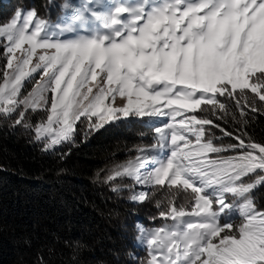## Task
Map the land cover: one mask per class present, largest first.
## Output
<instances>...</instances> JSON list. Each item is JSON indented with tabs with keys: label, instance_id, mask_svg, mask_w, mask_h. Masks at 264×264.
<instances>
[{
	"label": "snow or ice",
	"instance_id": "snow-or-ice-1",
	"mask_svg": "<svg viewBox=\"0 0 264 264\" xmlns=\"http://www.w3.org/2000/svg\"><path fill=\"white\" fill-rule=\"evenodd\" d=\"M111 2L114 10L108 12L66 3L69 21L55 24L35 9H18L0 26L7 41L0 115L18 112L15 124L32 128L27 111L42 109L46 119L34 133L45 150L74 144L78 123L85 125L86 141L108 124L168 117L169 123L154 128L156 144L139 149L135 160L106 180L133 178L154 190L160 186L169 198L167 211L159 214L171 225L150 231L137 225L136 239L148 249L144 264H264V209L251 196L264 185V144L215 122L229 112L219 97L235 101L242 116L245 106L258 110L257 97L264 102V0ZM89 11L98 27L85 30ZM38 71L40 79L25 93ZM212 129L236 143L215 144L221 137ZM156 147L170 155L157 159ZM250 176L255 179L246 182ZM181 194L191 201L190 211L172 206ZM227 194L235 198L232 204ZM148 195L134 192L129 199L142 203ZM234 209L239 223L221 222Z\"/></svg>",
	"mask_w": 264,
	"mask_h": 264
},
{
	"label": "trees",
	"instance_id": "trees-1",
	"mask_svg": "<svg viewBox=\"0 0 264 264\" xmlns=\"http://www.w3.org/2000/svg\"><path fill=\"white\" fill-rule=\"evenodd\" d=\"M64 1L0 0V26L18 9H35L42 16L59 13ZM4 44L0 40V68L6 64ZM253 95L248 92L249 99ZM219 99L229 112L226 119L215 122L230 132L243 130L264 144V102L257 97L258 110L245 106L242 116L235 101ZM18 117V112L7 118L0 115V264H142L144 247L133 244L137 224L155 218L158 207L131 201L138 184H129L126 177L106 182L132 157L143 138L142 126L134 119L125 121L128 124H108L84 141L85 125L78 123L74 144L45 150L44 142L35 138L34 127L46 119V113L27 111L25 121L32 128L16 125ZM212 131L221 137L215 144L236 143L219 129ZM253 179L245 178L246 182ZM114 186L118 187L115 192ZM251 196L264 209V185ZM162 200L169 205V198ZM173 204L178 209L191 207L183 194Z\"/></svg>",
	"mask_w": 264,
	"mask_h": 264
},
{
	"label": "rangeland",
	"instance_id": "rangeland-1",
	"mask_svg": "<svg viewBox=\"0 0 264 264\" xmlns=\"http://www.w3.org/2000/svg\"><path fill=\"white\" fill-rule=\"evenodd\" d=\"M86 1L88 0H79L76 2H72L69 0L64 1V4H69L75 7H83L85 4H88L89 8H95L96 11L98 12H108L110 10H114L113 9V3L111 2V0H91L90 2L86 3ZM25 10H31V9H25ZM39 18L44 19L45 21H48L49 23L55 24L58 21L61 20V18H63V20L65 22L69 21L70 16L72 15L71 9L69 10H64L63 6H62V10L58 13H53V14H46L48 16H42L41 14L37 13ZM125 15L126 14H122ZM86 16H88L89 21L87 24L84 25L85 30L94 28V27H98V24L94 23V18L91 16V11L86 13ZM10 19H8L9 21ZM6 21V22H8ZM5 22V23H6ZM2 26V25H1ZM81 34H84L83 32H81ZM66 38V37H65ZM1 41H4V43H7L5 38H0ZM26 47V45H25ZM39 51V50H38ZM17 55H20V53L18 52ZM31 67V65H30ZM40 79V74L39 71L34 74V80L30 81V82H26L25 88H24V92L26 93L27 91L31 90V88L33 87V84L35 83V80H39ZM117 103H119V100H117ZM42 110V109H39ZM166 111V109H165ZM198 111V110H197ZM188 115H191L193 113H187ZM196 115H198V113H195ZM136 120L135 123H137L138 125L142 126V131H139V133H141L143 135L142 141L145 142V144L142 143V141H140L141 143H139L134 149H133V155L132 157L127 160V162L124 164L126 165L129 161H133L137 158L138 156V150L142 149V148H150L152 145H155L157 142V134L154 132V128L155 127H162L164 124L169 123V118L168 117H155V118H143L142 120L140 118H131L128 119V121L131 120ZM179 119V118H177ZM125 124H128L126 122H124ZM149 126V127H148ZM194 140V138H192ZM44 142V141H43ZM59 146V145H58ZM57 147V146H55ZM54 147V148H55ZM153 155H155L157 157V159H164L167 155H170V150L168 148H159L156 147L153 152ZM210 157H214L215 154H209ZM155 164H149L148 165V169H152L154 168ZM147 169H145L146 171ZM129 184L132 182H135V180L133 178H129L126 177ZM166 187V186H165ZM156 190L153 189L152 186H142L138 184V189L137 192L140 191H144L146 193H148V198L144 201L145 203H149L151 202L152 204H156L157 205V201H161V206L158 208L157 210V216L155 218H148V220L143 221V222H138L137 225H139L140 227H142L145 231H150L153 229H157V228H161V227H165L168 225H171L173 223V221L171 219H165L163 217L160 216V211H167L169 205L168 204H164L165 201L162 200V197H164L165 199L167 198L168 200V196L166 195L165 191L160 190V186H155ZM189 192L191 191L190 189L188 190ZM235 198L232 197L231 194H227V202L229 204H232L234 202ZM169 201V200H168ZM191 203V201H190ZM174 206V204L172 205ZM191 206V205H190ZM215 207V205L213 206ZM178 208V206H177ZM186 211H190V210H186ZM231 219L233 220L235 223H239L240 221V216L238 214V211H236L235 209L232 212H229L227 215L222 216L221 218V222H224L225 220ZM138 230V228H137ZM141 233L137 232V235L134 238L133 244L136 247H144V249L142 250V254L143 256V262L142 264H144V262L147 260L148 258V249L147 246L145 245L143 239L141 240H137L136 237L140 236Z\"/></svg>",
	"mask_w": 264,
	"mask_h": 264
}]
</instances>
